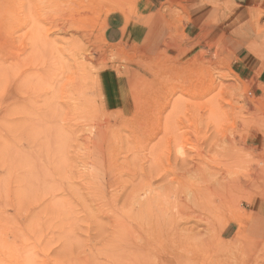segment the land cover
Instances as JSON below:
<instances>
[{"label": "rangeland", "instance_id": "rangeland-1", "mask_svg": "<svg viewBox=\"0 0 264 264\" xmlns=\"http://www.w3.org/2000/svg\"><path fill=\"white\" fill-rule=\"evenodd\" d=\"M154 4L158 41L109 44L146 0H0V264H264V0Z\"/></svg>", "mask_w": 264, "mask_h": 264}, {"label": "crops", "instance_id": "crops-1", "mask_svg": "<svg viewBox=\"0 0 264 264\" xmlns=\"http://www.w3.org/2000/svg\"><path fill=\"white\" fill-rule=\"evenodd\" d=\"M235 1L240 7L244 9L258 7L262 4V0ZM146 3L149 5V9L146 11H141L129 18L123 14H120L109 19L108 26L104 32V37L109 44H118L124 41H130L134 44H147L153 43L152 41L154 40H159L162 35V28L160 25H158L157 28L155 27L158 18L156 15H154L158 10L152 9V7L155 5L154 0H146ZM200 4L201 6L210 5L208 3L204 4L203 2ZM212 14V11H210L209 14L207 12L203 14L202 12L199 16L203 15L204 18H207L212 17ZM255 213V218L257 219V217H259L256 228L258 225H260V230H262V235L264 236V210H255ZM253 227H255L253 224L250 225V229Z\"/></svg>", "mask_w": 264, "mask_h": 264}, {"label": "bare ground", "instance_id": "bare-ground-1", "mask_svg": "<svg viewBox=\"0 0 264 264\" xmlns=\"http://www.w3.org/2000/svg\"><path fill=\"white\" fill-rule=\"evenodd\" d=\"M202 2H203V1H202ZM239 2H240V1H239ZM211 5H212V4H211ZM221 5H222V4H221ZM230 5H231V4H230ZM255 5H256V4H255ZM214 6H215V4H214ZM232 6H233V5H232ZM257 6H258V5H257ZM260 6H261V5H260ZM218 8H219V7H218ZM226 9H227V8H226ZM207 10L209 11V9H207ZM219 10H221V9H219ZM227 10H228V9H227ZM192 11H193V10H192ZM203 11H204V8H203ZM203 11H202V12H203ZM227 12H228V11H227ZM232 12H233V11H232ZM207 13L209 14L210 12H207ZM236 14H237V13H236ZM189 15H190V14H189ZM197 16H198V15H197ZM248 16H249V17H252V12H250V14H248ZM249 17H248V18H249ZM210 18H211V17H210ZM215 18H216V17H215ZM217 18H218V16H217ZM200 21H201V20H200ZM208 21H209V20H208ZM244 23H245V25L247 24L246 22H244ZM237 26H238V25H237ZM237 28H238V27H237ZM225 30H226V29H225ZM263 31H264V30H263ZM263 31H262V32H263ZM230 32H231V31H230ZM239 32H240V31H239ZM197 33H198V32H197ZM218 34H219V33H218ZM223 35H224V34H223ZM219 36H220V35H219ZM198 37H199V36H198ZM198 37H197V38H198ZM10 39H11V38H10ZM204 39H205V37H204ZM217 39H219V38H217ZM256 40H257V38H256ZM191 41H192V40H191ZM197 41H198V40H197ZM215 42H216V41H215ZM252 42H253V41H252ZM261 42H262V41H261ZM199 43H200V41H199ZM197 45H198V43H197ZM251 45L253 46V44H251ZM262 45H263V44H262ZM194 46H195V45H194ZM260 46H261V44H260ZM260 46H259V47H260ZM3 47H4V46H3ZM209 47H210V46H209ZM216 47H217V46H216ZM219 48H220V47H219ZM3 50H4V49H3ZM216 50H217V49H216ZM216 50H215V51H216ZM247 51H248V50H247ZM220 52H221V51H220ZM218 53H219V52H218ZM220 54H221V53H220ZM214 55H217V53L214 54ZM219 57H220V56H219ZM214 58H215V57H214ZM209 59H210V58H209ZM211 61H212V59H211ZM221 61H222V60H221ZM205 62H206V61H205ZM224 62H225V61H224ZM208 63H209V62H208ZM221 63H222V62H221ZM225 63H226V62H225ZM212 65H213V64H212ZM217 66H218V65H217ZM221 66H222V65H221ZM222 77H223V76H222ZM224 77H225V76H224ZM227 77H228V76H227ZM212 81H214V80H212ZM245 86H246V85H245ZM217 87H218L217 85L212 84V85H211V88H210L209 90H210V91H214ZM229 87H231V86L229 85ZM232 87H233V86H232ZM222 88H223V87H222ZM222 88H221V89H222ZM227 88H228V86H227ZM245 88H247V87H245ZM249 88H250V87H249ZM221 89H220V90H221ZM224 89H226V88L224 87ZM228 89H229V88H228ZM228 89H227V91H228ZM231 89H232V88H231ZM235 89H236V88H234V90H235ZM247 89H248V88H247ZM239 90H240V89H239ZM227 91H226V92H227ZM208 92H209V91H208ZM228 92H229V91H228ZM239 92H240V91H239ZM247 92H248V91H246L245 94H247ZM224 93H225V91H224ZM229 93H230V92H229ZM218 94H219V93H218ZM222 94H223V93H222ZM230 94H232V93H230ZM233 94H234V92H233ZM225 95H226V94H225ZM228 95H229V94H228ZM239 95H240V94H239ZM220 96L223 97V95H217V96L214 98L215 101H213V102L210 104V105H211V106L209 107V109L211 110V111H210V114H211L210 117H212V118H222V116H225L226 113H227V112H226V109H227V108L225 107V109H224V107H222V105H220V103H219L220 101H219V102L217 101V99H219ZM232 96H233V95H232ZM232 96H231V97H232ZM243 96H245V95L243 94ZM229 98H230V97H229ZM244 98L246 99L247 96L244 97ZM222 99H223V101H224V97H223ZM248 99H250V98L248 97ZM248 99H247V102H248ZM234 100H235V98H234ZM6 102H7V101H6ZM13 102H14V101H13ZM177 102H178V101H175V104H174V110H175V111L179 108V104H178ZM216 102H217V103H216ZM221 102H222V101H221ZM238 102H239V101H238ZM252 102H254V101H252ZM214 103H215V104H214ZM232 103H233V102H232ZM234 103H235V102H234ZM0 104H1V103H0ZM227 104H228V103H227ZM227 104H226V105H227ZM246 104H247V103H246ZM248 104H250V103H248ZM1 105H2V104H1ZM224 105H225V104H224ZM226 105H225V106H226ZM252 105H253V104H252ZM262 105H263V104H262ZM234 106H236V104H235ZM249 106H250V105H249ZM212 107H213V108H212ZM231 107H233V106H231ZM253 107H254V106H253ZM253 107H252V108H253ZM260 107H261V106H260ZM6 109H7V108H6ZM233 109H234V111H235V108H233ZM233 109H232V111H233ZM245 109H246V108H245ZM249 109H250V108H249ZM253 109H254V108H253ZM257 109H258V108H255V109H254L255 112H256ZM259 109H260V108H259ZM174 110H173V111H174ZM178 110H179V109H178ZM178 110H177V113H178ZM247 110H248V109H247ZM227 111H228V110H227ZM260 111H261V109H260ZM23 113H24V112H23ZM171 113H172V112H171ZM231 114H233V113H231ZM251 114H252V113H251ZM260 114H261V113H260ZM171 115H172V114H171ZM173 115H174V114H173ZM256 115H257V114H256ZM257 116H258V115H257ZM263 116H264V115H263ZM263 116H262V117H263ZM168 117H169V116H168ZM226 117H227V115H226ZM172 118H174V116H172ZM168 120L170 121V118H168ZM263 120H264V119H263ZM166 121H167V118H166ZM260 122H261V121H260ZM173 123H174V122H173ZM254 123H255V122H254ZM262 123H263V122H262ZM167 124H168V122H167ZM244 124H245V123H244ZM259 124H260V123H259ZM245 125H246V124H245ZM168 126H170V125H168ZM246 126H249V125H246ZM257 126H258V125H257ZM244 127H245V126H244ZM260 127H261V126H260ZM171 128H172V127H171ZM247 128H248V127H247ZM167 130H168V129H167ZM242 130H243V129H242ZM245 131H246V130H245ZM243 132H244V131H243ZM246 133H247V131H246ZM240 134H241V132L239 133L238 137L240 136ZM235 138H236V137H235ZM228 139H229V138H228ZM228 139L225 140L226 145H223V146H227V147H228V145H230L229 148H231V143H232L233 138H232L231 141H228ZM237 139H238V138H237ZM229 140H230V139H229ZM227 141H228V145H227ZM223 142H224V141H223ZM223 142H222V144H225V142H224V143H223ZM238 142H239V140H238ZM229 143H230V144H229ZM233 143H234V142H233ZM222 144H221V145H222ZM234 144H235V143H234ZM177 145H178V144H177ZM237 145H238V144H237ZM194 146H195V145H194ZM223 146H222V147H223ZM234 146H236V145H234ZM196 147H197V146H196ZM227 147H226V149H227ZM238 147H239V146H237L236 148H238ZM202 148H203V147H202ZM239 148H240V147H239ZM239 148H238V149H239ZM231 149H233V150H235V151L237 150V149H235V148H233V147H232ZM240 149H241V148H240ZM175 150H176V149H175ZM154 151H155V150H154ZM241 151H242V150H241ZM241 151H240V152H241ZM197 152H198V151H197ZM238 152H239V151H238ZM238 152H237V153H238ZM240 152H239V154H240ZM242 152H243V151H242ZM232 153H234V152H232ZM235 153H236V152H235ZM203 154H205V153H203ZM229 154H231V153H229ZM239 154H238V155H239ZM261 154H262V153H261ZM261 154H260V155H261ZM224 155H225V154H224ZM227 155H228V153H227ZM233 155H234V154H233ZM236 155H237V154H236ZM241 155H242V154H241ZM243 155H244V153H243ZM253 155H254V154H253ZM185 156H186V154H185ZM212 156H213V155H212ZM223 157H224V156H223ZM225 157H226V156H225ZM227 157H228V156H227ZM232 157H233V156H232ZM232 157H230V158H232ZM241 157H242V156H241ZM251 157H252V156H251ZM217 158H218V157H217ZM233 158H235V157H233ZM249 158H250V157H249ZM254 158H255V157H254ZM263 158H264V157H263ZM218 159H219V158H218ZM226 159H228V158H226ZM226 159H223V160H226ZM239 159L241 160L240 155H239ZM257 159H258V158H257ZM257 159H255V160H257ZM206 160H207V159H206ZM221 160H222V159H221ZM247 160H248V158H247ZM247 160L245 161V158H244V160H243V163H245V164H244L245 166H247V165H246L247 163H248V164L251 163V161L249 162V161H247ZM259 160H260V159H259ZM211 161L213 162V159H212ZM215 161H216V160H215ZM261 161H263V160L261 159ZM184 162H185V161H184ZM184 162H183V163H184ZM217 162H218V160H217ZM231 162H232V160H231ZM241 162H242V160H241ZM259 162H260V161H259ZM183 163H182V164H183ZM210 163H211V162H210ZM210 163H209V164H210ZM220 163H221V161H220ZM220 163H219V164H220ZM235 163H236V162H235ZM243 163H242V164H243ZM215 164H218V163H215ZM257 164H258V163H257ZM220 165H221V164H220ZM228 165H229V164H228ZM259 165H260V164H259ZM263 165H264V164H263ZM217 166H219V165H217ZM235 166H236V165H235ZM245 166H244V167H245ZM248 166H250V165H248ZM215 167H216V166H215ZM228 167H229V166H228ZM211 168H212V167H211ZM232 168H235V167L232 166ZM232 168H231V171H232ZM248 168H249V167H248ZM257 168H258V167H257ZM213 169H214V168H213ZM238 169H239V168H238ZM253 169H254V168H253ZM253 169H252V170H253ZM255 169H256V168H255ZM260 169H262V167H261ZM124 170H125V169H124ZM258 170H259V169H258ZM165 171H166V170H165ZM219 171H220V170H219ZM253 171H254V170H253ZM255 172H256V171H255ZM260 172H264V171H263V170H262V171H259V173L256 172V173L254 174L255 180L260 179L261 176L264 177V173L262 174V173H260ZM201 173H202V172H201ZM201 173H200V174H201ZM159 174H161V173H159ZM165 174L167 175V173H165ZM165 174H164L163 176H166ZM250 174H251V173H250ZM161 175H162V174H161ZM250 176H251V175H250ZM228 178H229V176H228ZM252 178H253V176H252ZM261 179H262V178H261ZM205 180H206V179H205ZM232 181H233V180H232ZM232 181H231V182H232ZM236 181L238 182V180H236ZM236 181L234 180V182H236ZM226 182H227V180H226ZM229 182H230V181H229ZM234 182H232V184L235 186ZM237 182H236V183H237ZM238 183H240V182H238ZM238 183H237V185H238ZM224 184H227V183L224 182ZM224 184L221 185V188H222V189H223V187H224V186H223ZM228 185H229V183H228ZM228 185H227V186L225 185V188H226L227 190H228ZM235 187H236V186H235ZM225 188H224V189H225ZM208 189H209V188H208ZM215 189H216V190H214V191H217V192H218V191L223 192V190H224V189L221 190L220 188H219V189L215 188ZM233 189H235V188H233ZM237 189H239V188H237ZM210 190H211V192H210V191H209V192H210L211 194H213V193H212V188H211ZM227 190H225V191H227ZM231 190H232V188H231ZM231 190H229V191H230L229 193L232 194ZM235 190H236V189H235ZM121 191H122V190H121ZM225 191H224V192H225ZM215 193H216V192H215ZM215 193H214V195H215ZM229 193H228V196H229V197L226 196L227 194L225 195V194L223 193L224 195L220 196L219 198L221 199V198L224 197V198L226 199V197H227V199H229V198L231 197V196H230L231 194H229ZM205 194H206V193H205ZM220 195H221V194H220ZM215 196H216V198H217V195H215ZM218 196H219V195H218ZM225 196H226V197H225ZM232 196H233V195H232ZM157 198H158V197H157ZM167 199H168V198H167ZM175 199H177V202H178V193L175 194ZM227 199H226V200H227ZM170 200H171V199H170ZM170 200H166V201L170 203ZM205 200H206V199H205ZM205 200H204L203 202H205ZM217 200H218V198H217ZM229 201H230V200H229ZM172 202H173V201H172ZM222 202H223V201H222ZM179 203H180V201H179ZM172 204H173V203H172ZM200 204H201V202H200ZM149 207H150V206H149ZM172 207H173V206H172ZM196 207H197V206H196ZM201 207H202V209H203V206H201ZM202 209H201V211H202ZM150 213H151V212H150ZM150 217H152V216H150ZM205 217H206V216H205ZM118 218H119V217H118ZM149 220H151V219H149V217H148V221H149ZM121 221H122V220H121ZM126 221H127V218H126ZM221 221H222V220H221ZM118 222H119V221H118ZM140 222H142V221L140 220ZM124 223H125V222H124ZM119 224H120V223H119ZM143 224H144V223H143ZM143 226H144V225H143ZM145 226H146V225H145ZM152 226H153V225H152ZM149 227H150V224H149ZM217 227L219 228V226H217ZM209 228L214 229L213 226H212V227H209ZM143 229H144V228H143ZM121 230H122V229H121ZM149 230H150V229H149ZM151 230H152V228H151ZM153 230H154V231H151V234H150V235H151V238H152V244H153V241H158L157 243L160 244V246H161V238L158 236L161 232H160L159 234H157V233H156V230H155V229H153ZM123 231H124V229H123ZM146 231H147V228H146ZM214 231H218V229H216V230H214ZM117 233H118V231L116 232V234H117ZM121 233H122V232H121ZM135 234H136V233H135ZM146 234H147V233H146ZM163 234L165 235L164 232H163ZM184 234H185V233H184ZM210 234H211V233H210ZM182 235H183V234H182ZM116 236H117V235H116ZM148 236H149V234H148ZM168 236H169V235H168ZM220 236H221V235H220ZM133 237H134V236H133ZM144 237H145V236H144ZM169 237H170V236H169ZM218 237H219V235H216V233H213V234L210 235V237H208V239H211L210 242H213V241H218V240H217ZM162 238H165V237H162ZM196 238H197V237H196ZM116 239H117V238H116ZM140 239H142V238H140ZM153 239H156V240H153ZM179 239H180V238H179ZM117 240H118V239H117ZM121 240H122V239H121ZM114 241H116V240L114 239ZM119 241H120V240H119ZM136 241H137V240H136ZM142 241H144V240H142ZM139 242H140V241H139ZM149 243H150V242H149ZM162 243H163V241H162ZM173 243H174V242H172L171 244H173ZM137 244H138V245H141V243H138V242H137ZM188 244H189V243H188ZM214 244H215V243H214ZM120 245H121V244H120ZM120 245H119V247H120ZM122 245H123V244H122ZM128 245H130V244L128 243ZM133 245H136V244H133ZM148 245H149V244L147 243V248L149 247ZM153 245H155V243H154ZM215 245H216V244H215ZM125 246H126V245H125ZM141 246H142V245H141ZM155 246H156V245H155ZM162 246H163V245H162ZM164 246H165V244H164ZM144 247H145V244H144ZM150 247H151V246H150ZM157 247L159 248V246H156V247L154 248V251H155V249H156ZM137 248H138V247H137ZM139 248H140V247H139ZM139 248H138V250H139ZM123 249H124V248H123ZM126 249H127V248H126ZM133 249H134V248H133ZM149 249L151 250V248H149ZM161 249H162V248H161ZM167 249H168V250H167ZM167 249L165 250L164 253H166V255H170L171 252H172V250H169V249H170L169 247H168ZM184 249H185V248H184ZM134 250H135V249H134ZM136 250H137V249H136ZM138 250H137V251H138ZM140 250H141V249H140ZM144 251H145V248H144V250H142V254H143ZM146 251H147V249H146ZM162 251H163V250H162ZM157 252H158V251H157ZM263 252H264V251H263ZM120 253H121V251H120ZM124 254H125V253H124ZM162 254H163V253H162ZM260 254L264 255L263 253H260ZM116 255H117V253H116ZM153 255H154V254H153ZM134 256H136V255H134ZM139 256H140V255H139ZM148 257H150V256H148ZM148 257H147V258H148ZM261 257H263V256H261ZM261 257H260V258H261ZM106 258H107V257H106ZM136 258H137V257H136ZM260 258H259V259H260ZM122 259H124V258H121V260H122ZM259 259H258V260H259ZM128 260H129V259H128ZM139 260H140V259L137 258V259L133 260V262H131V263H132V264H146L147 261H148V260L144 261L143 258H142V260H140V261H139ZM116 261L118 262V260H116ZM122 261H124V260H122ZM141 261H142V262H141ZM159 261H161L160 258H159ZM192 261H193V260H192ZM262 261H263V260H262ZM127 262H128V261H127ZM148 262H149V261H148ZM156 262H157V261H156ZM193 262H194V261H193ZM204 262H205V261H204ZM129 263H130V262H129ZM129 263H128V264H129ZM151 263H152V262H151ZM162 263H163V264H167L166 261H165V262H161V264H162ZM112 264H113V263H112ZM118 264H119V263H118ZM121 264H122V263H121ZM125 264H126V262H125ZM148 264H150V262H149ZM152 264H153V263H152ZM158 264H159V262H158ZM181 264H182V263H181ZM184 264H185V262H184ZM199 264H200V263H199Z\"/></svg>", "mask_w": 264, "mask_h": 264}]
</instances>
